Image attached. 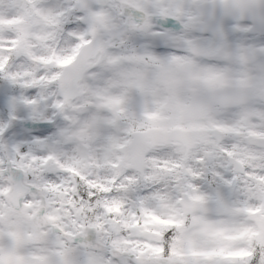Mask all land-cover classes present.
Listing matches in <instances>:
<instances>
[{"label":"clouds","instance_id":"clouds-1","mask_svg":"<svg viewBox=\"0 0 264 264\" xmlns=\"http://www.w3.org/2000/svg\"><path fill=\"white\" fill-rule=\"evenodd\" d=\"M0 264H264V0H0Z\"/></svg>","mask_w":264,"mask_h":264}]
</instances>
